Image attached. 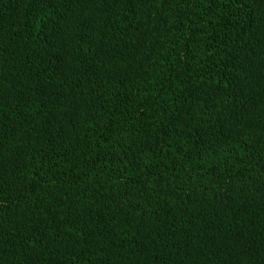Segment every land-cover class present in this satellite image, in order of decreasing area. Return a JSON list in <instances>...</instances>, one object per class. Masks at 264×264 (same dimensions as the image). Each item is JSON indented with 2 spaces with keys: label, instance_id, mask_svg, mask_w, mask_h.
<instances>
[{
  "label": "trees",
  "instance_id": "16d2710c",
  "mask_svg": "<svg viewBox=\"0 0 264 264\" xmlns=\"http://www.w3.org/2000/svg\"><path fill=\"white\" fill-rule=\"evenodd\" d=\"M0 264H264V0H0Z\"/></svg>",
  "mask_w": 264,
  "mask_h": 264
}]
</instances>
